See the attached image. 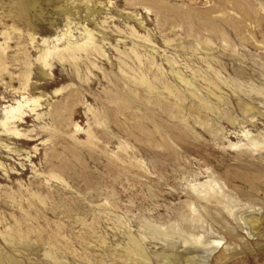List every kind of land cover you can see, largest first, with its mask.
I'll use <instances>...</instances> for the list:
<instances>
[{
	"label": "rangeland",
	"instance_id": "obj_1",
	"mask_svg": "<svg viewBox=\"0 0 264 264\" xmlns=\"http://www.w3.org/2000/svg\"><path fill=\"white\" fill-rule=\"evenodd\" d=\"M127 1L0 0V264H264V0Z\"/></svg>",
	"mask_w": 264,
	"mask_h": 264
},
{
	"label": "bare ground",
	"instance_id": "obj_2",
	"mask_svg": "<svg viewBox=\"0 0 264 264\" xmlns=\"http://www.w3.org/2000/svg\"><path fill=\"white\" fill-rule=\"evenodd\" d=\"M134 1L136 2V0H128L127 2L132 3ZM139 1L142 3H145V4H139L140 6H143V8L145 10L148 11V6H150L154 10H156L155 12H157V13L161 12V7H160L161 0H139ZM81 35L83 36L81 41L72 42V41H70L72 39L71 29H69L68 33H67V31H65V33L61 34V39L55 38L54 41L56 43L62 42V47L59 49L58 46H52V48H48V46H46V48L42 51V53L38 57V61L40 62L42 67H44V68L50 67L48 59L51 56H55L57 60L61 61L62 59H65V58H70V59L74 60L75 58H78L82 53L86 54L88 52V50H90V51L93 50V51L97 52V54H99L97 49L94 47L95 42H94V39L92 37V34L86 28H83L81 31ZM143 40L148 42V40L145 38H143ZM42 44L46 45L47 41H43ZM132 53H133V56L135 57V59L137 60V62L141 63L137 54L133 51H132ZM28 80H29L28 76H25L24 77V85L25 86H26ZM133 82H137L139 85L144 86L146 90H148V88H149L148 80L146 79V77L143 75L142 72L139 73V76H137L136 78L133 79ZM39 107H41L39 98L27 99V98L22 97L21 100L16 101L13 107H8V109L5 110L4 119L1 122L2 127L5 129V132L10 133L11 135H13L15 137L23 136L22 134H20V132L16 128H9L10 124L14 123V121L16 119L17 120L21 119V117L25 114L24 110H29L31 113H34ZM74 127L77 129V126H74ZM249 142H250V145L257 146L259 144H263L264 140L258 141L255 138H251ZM230 147L233 148L235 146H233V144L232 145L230 144L229 148ZM51 178L56 179L55 176L51 177ZM213 186H215V184H213ZM251 186H253V185H251ZM263 186H264V184H263ZM255 189H256L255 191H257L256 187H255ZM252 190H254V189H252ZM217 203L220 204L221 202L217 201ZM247 209H251L250 206H247ZM228 213H229V215L233 216V214L231 213V210H229ZM237 221L241 222L244 226H246L248 228V230L251 231L254 229L255 225L257 224L258 219L255 218L254 216H251V215H248V216L242 215L238 218ZM170 230H172V228H170ZM250 235H251V233H250ZM187 237L191 241L189 242L187 240H183V243L185 245H188L187 246L188 248L194 249L195 247H192V244L199 246L202 250L206 249L209 246H215V247L221 246L219 241H211L209 243L203 244V242H202L203 239H201L202 236L195 238V237H193V235H187ZM188 248H187V250H188ZM207 251L205 253H207ZM49 253L46 252L45 257L52 259V256ZM128 253L131 254L133 257L138 258V260H140L144 263H148V261H149L148 257L143 253L142 249L134 241L131 242ZM210 253L209 254H203V255L197 256V257H190V258H188V260L185 259L186 260L185 263L186 264H205L208 257L210 256ZM165 259L167 261V262H165V264L171 263L169 258L167 259V257H165ZM177 264H178V262H177Z\"/></svg>",
	"mask_w": 264,
	"mask_h": 264
}]
</instances>
